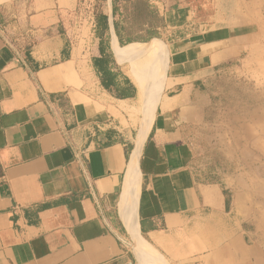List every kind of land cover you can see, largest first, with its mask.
<instances>
[{"label": "crops", "instance_id": "0c3cea01", "mask_svg": "<svg viewBox=\"0 0 264 264\" xmlns=\"http://www.w3.org/2000/svg\"><path fill=\"white\" fill-rule=\"evenodd\" d=\"M263 38L264 0H0V264H264L188 134Z\"/></svg>", "mask_w": 264, "mask_h": 264}, {"label": "rangeland", "instance_id": "374dc122", "mask_svg": "<svg viewBox=\"0 0 264 264\" xmlns=\"http://www.w3.org/2000/svg\"><path fill=\"white\" fill-rule=\"evenodd\" d=\"M260 49L259 65L238 60L210 78L188 134L197 177L229 192L246 238L264 246V38Z\"/></svg>", "mask_w": 264, "mask_h": 264}, {"label": "bare ground", "instance_id": "6f19581e", "mask_svg": "<svg viewBox=\"0 0 264 264\" xmlns=\"http://www.w3.org/2000/svg\"><path fill=\"white\" fill-rule=\"evenodd\" d=\"M123 64L136 65L142 73L145 74L146 83H150L151 79L156 76L157 73L162 71L161 61L158 52L150 45H137L134 47L127 56L119 58ZM149 80V81H148ZM142 86L141 98L144 94H147ZM153 109V104H150L148 110ZM153 111V110H152ZM127 215V214H126ZM125 215V222L128 224L129 229L133 232L137 244L136 249L141 256H145L148 253V249L141 245L140 239L135 235V224L132 218Z\"/></svg>", "mask_w": 264, "mask_h": 264}, {"label": "trees", "instance_id": "16d2710c", "mask_svg": "<svg viewBox=\"0 0 264 264\" xmlns=\"http://www.w3.org/2000/svg\"><path fill=\"white\" fill-rule=\"evenodd\" d=\"M223 190H224V189H223ZM224 194H225V196H226V204H227V208L229 209V208H230V200H231V198H230V194H229V192L226 191V190H224Z\"/></svg>", "mask_w": 264, "mask_h": 264}]
</instances>
